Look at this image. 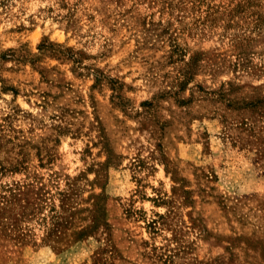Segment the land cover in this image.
<instances>
[{"label":"rangeland","instance_id":"rangeland-1","mask_svg":"<svg viewBox=\"0 0 264 264\" xmlns=\"http://www.w3.org/2000/svg\"><path fill=\"white\" fill-rule=\"evenodd\" d=\"M0 264H264V0H0Z\"/></svg>","mask_w":264,"mask_h":264},{"label":"trees","instance_id":"trees-1","mask_svg":"<svg viewBox=\"0 0 264 264\" xmlns=\"http://www.w3.org/2000/svg\"><path fill=\"white\" fill-rule=\"evenodd\" d=\"M155 224H156V222L155 221H152L151 224H150V227L153 228L155 226Z\"/></svg>","mask_w":264,"mask_h":264}]
</instances>
